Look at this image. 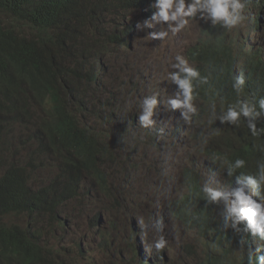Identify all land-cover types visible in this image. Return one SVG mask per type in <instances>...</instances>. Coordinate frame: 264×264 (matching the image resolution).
I'll return each instance as SVG.
<instances>
[{
	"label": "clouds",
	"instance_id": "1",
	"mask_svg": "<svg viewBox=\"0 0 264 264\" xmlns=\"http://www.w3.org/2000/svg\"><path fill=\"white\" fill-rule=\"evenodd\" d=\"M130 13L138 20L137 25L135 21L126 22ZM130 13L124 20L129 32L127 45L118 53H106L108 47L103 51L106 53L103 57L108 56L114 62L121 58L122 63L113 67L106 84L101 80L104 88L95 109L106 105L107 116L113 120L106 126L120 125L119 130L110 133L112 142L107 135L110 154H100L102 162L97 167L111 187L114 180L117 182L121 202L114 208L120 213L116 216L121 222L125 216L132 226L136 218L147 213V227L155 234L157 253L142 261L140 247L138 260L133 263L152 264L149 258L159 257L157 264H264V157L259 156L252 144L237 142L231 150H225L222 143L211 145L203 138L191 136L193 119L211 117L217 105L213 106L205 93L196 91L208 78L201 76L188 56L199 46L216 63L240 50L249 57L253 51L251 46H245L246 40L255 42L257 35H264V0H148ZM175 33L177 40L173 38ZM138 34L141 37L145 34L149 47L162 54L167 68L175 71L168 73L169 84L173 86L170 95L151 92L132 104L122 88L133 86L139 92L155 78L148 63L134 66L133 55L128 56L130 65L124 62L123 54L128 50L137 57L134 42L139 39ZM182 37L185 46L177 48ZM230 70L234 76L232 88L238 95L264 89V71L255 65H231ZM102 72L103 79L106 67ZM147 75L151 78L149 84ZM158 97L163 101L164 113L158 107ZM125 106L133 108L132 114L127 115ZM167 114L184 125L179 123L183 130L179 143L175 123L167 121ZM241 117L246 118L252 135L264 133V129L256 127L257 121L264 117V97L258 102L255 96L237 99L218 119L222 124L235 125ZM94 119L103 125L101 119L95 116ZM195 161L212 169L213 180ZM111 197H115L112 188ZM106 211L107 206L102 212ZM98 220L103 227L102 216ZM163 227L166 233L160 235L158 231L162 232ZM144 232L147 233L146 227ZM135 242L139 247L140 238ZM80 250L83 257L64 255L65 260L71 264L114 261V254L103 256L104 248L94 253L93 261L81 245Z\"/></svg>",
	"mask_w": 264,
	"mask_h": 264
},
{
	"label": "trees",
	"instance_id": "2",
	"mask_svg": "<svg viewBox=\"0 0 264 264\" xmlns=\"http://www.w3.org/2000/svg\"><path fill=\"white\" fill-rule=\"evenodd\" d=\"M147 1L0 0V14L8 18L0 16V264H71L58 243L49 244V235L57 238L56 225L66 224L61 208L80 197L85 176L111 196L109 179L97 170L99 155L110 154L109 136L84 124L81 117L90 114V106L91 116L104 126L113 123L106 105L95 109L104 88L102 57L127 45L125 14ZM250 46L249 57L240 50L221 63L207 58L199 46L188 53L195 69L208 78L196 91L217 105L211 117L193 119L191 136L211 145L222 143L225 150L237 142L252 144L262 158L264 133L252 135L243 117L235 125L218 119L237 99L255 96L258 102L264 97V89L238 95L232 88L231 65L253 64L264 71V35H257ZM106 47L109 51L104 53ZM131 55L132 50L123 54L128 65ZM87 60H92L90 67ZM95 60L98 73L93 70ZM256 127L264 129V117ZM48 158L51 165L46 167ZM46 170L59 175L41 179ZM9 216L24 220L13 224ZM40 219L50 223V233L41 232ZM82 255L71 254L74 259Z\"/></svg>",
	"mask_w": 264,
	"mask_h": 264
},
{
	"label": "rangeland",
	"instance_id": "3",
	"mask_svg": "<svg viewBox=\"0 0 264 264\" xmlns=\"http://www.w3.org/2000/svg\"><path fill=\"white\" fill-rule=\"evenodd\" d=\"M0 16L3 19H8L2 14H0ZM120 20L121 19H118L119 22ZM129 21H135L136 25L138 23L136 17L131 13L127 14L126 22L129 23ZM107 30L108 32H111L110 27H107ZM140 37L141 35L138 34L137 38L139 39L134 42L137 57L133 54L132 63L136 67L148 63L155 78L151 81L150 86H143L139 92H135V88L133 86L122 88V91L126 96H128L129 101L132 104H135L137 99H141L143 96L151 92L160 91L166 96L170 95L173 91V86L169 84L168 73L175 71V69L172 67L167 68L168 62L162 54H157L154 49L149 47L145 41V34L143 37ZM184 39L185 38L182 37L177 41V48H183L185 46L183 43ZM147 50L150 51L148 52ZM102 62L106 67L105 76L102 81L106 84L108 78L111 77L110 75L114 71L113 67L116 68L119 66L122 63V59L119 58L116 62H114L112 58L105 56L103 57ZM85 65L86 67H90L92 65V60H87ZM119 89L120 88H117L116 90ZM86 99L91 100L89 92L86 94ZM160 109L164 113V104ZM87 110H89L90 114L82 116L81 121L90 126L92 129L98 132L104 130L109 136L114 130L120 129V125L115 127H113V125H101L98 120L94 119V116H91L93 109L89 106ZM123 110L127 113V115L132 114L133 112V108L129 106H125ZM167 121L169 123H175V136L177 141L180 142L182 136L180 131L182 130V127L179 123L184 126L182 121L178 120L176 117H172L170 114H167ZM110 138L112 142V136H110ZM110 140H107L109 144L111 143ZM43 163L44 166L48 167L51 165V160L49 158L44 159ZM195 164L198 165V168L202 170L209 179L213 180V173L210 171V167L205 166L201 161H195ZM51 173L52 171L50 170L43 171L41 173V179L50 178ZM58 175L59 174L57 173H52L51 178L57 177ZM108 186L112 188L113 195L115 196L114 198L105 194L103 190L98 187L97 183L85 176L84 182H82L81 186L80 197L61 208L62 220L63 222L65 221L66 224L63 226L56 225L53 232L56 234L57 238L51 240L52 235H49V244L55 245L58 243L63 249L64 254L67 255L81 251V245L83 250L89 253L91 261H93L95 257L94 253H98L104 248L106 252L103 254L104 257L111 256L113 254L115 256L114 261L110 262V264H134L133 260H138L136 254L140 250V247L143 248V259H147L149 256L156 254L157 249L154 247L156 242L155 234H153L147 227V213H144L138 219L139 226L134 223L132 226H129L128 219L125 216H122L123 221L121 222V219L116 216L120 213L118 210L114 209L118 202H121L119 192L116 189V187H118L116 180L113 181L112 187L108 181ZM106 206L109 207V211L103 213L102 210ZM98 215L102 216L104 220L103 227L99 223ZM21 219H23V217L9 216L7 221H10V223L13 224H22ZM25 219L27 222L30 220L28 217ZM38 227L41 229L42 233H50V223L46 219H40ZM145 227L147 229V233L144 232ZM134 228H136V230ZM138 237L141 240L139 247L135 242V239ZM130 244L133 246H130ZM108 248L113 250L111 251ZM147 251L149 254H146ZM108 260H110V257Z\"/></svg>",
	"mask_w": 264,
	"mask_h": 264
},
{
	"label": "bare ground",
	"instance_id": "4",
	"mask_svg": "<svg viewBox=\"0 0 264 264\" xmlns=\"http://www.w3.org/2000/svg\"><path fill=\"white\" fill-rule=\"evenodd\" d=\"M155 32H157V30H154V33ZM173 38H174V40H177L178 39V36H177V34L175 33L174 34V36H173ZM246 44L247 45H245V46H250V41H249V39H247L246 40ZM98 63H97V61H95V63H94V69H95V71L94 72H96V73H98ZM95 76V75H94ZM96 77V76H95ZM150 81H151V78H150V76H146V83L147 84H149L150 83ZM194 82V81H193ZM163 106V101H162V99L160 98V97H158V107L159 108H161ZM180 133H182L183 134V130H181L180 131ZM176 134H178V133H176ZM179 143V142H178ZM210 171L212 172V169L210 168ZM213 173V172H212ZM172 179V177H170L169 178V180H171ZM131 188H133V186L131 185L130 186ZM191 188H187V190H190ZM256 202H258V201H256ZM100 218V216L98 215V219ZM191 219H194V215H193V213L191 212ZM159 221H162V218H160L159 219ZM136 225L137 226H139V222H138V219L136 218ZM157 227V230H158V225L156 226ZM159 233H160V235H164L165 233H166V230L164 229V227H163V230H162V232L161 231H158ZM165 238V237H164ZM166 239V238H165ZM84 251V250H83ZM141 259H142V261H143V257L141 256ZM150 259V261H152V264H157L158 263V260H159V257H150L149 258Z\"/></svg>",
	"mask_w": 264,
	"mask_h": 264
}]
</instances>
